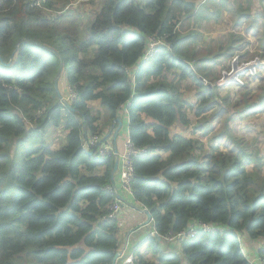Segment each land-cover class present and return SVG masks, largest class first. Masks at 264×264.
I'll use <instances>...</instances> for the list:
<instances>
[{"label":"trees","instance_id":"16d2710c","mask_svg":"<svg viewBox=\"0 0 264 264\" xmlns=\"http://www.w3.org/2000/svg\"><path fill=\"white\" fill-rule=\"evenodd\" d=\"M73 1L0 0V264L112 263L118 226L105 217L115 199L106 189L114 155L98 150L110 137L118 145L116 118L145 150L131 156L129 186L155 231L175 234L198 222L224 228L174 245L149 236L133 252L136 264H251L243 239L260 242L253 251L264 256V154L257 135L232 126L241 111L230 116L229 97L217 101L220 71L211 74L218 56L246 60L247 51L239 37L215 54L211 45L199 52V32L182 25L232 0H100L85 21L65 8ZM259 32L255 25L251 35ZM149 37L161 43L142 61ZM61 72L69 101L54 86ZM183 83L196 99L185 98ZM240 87L237 103L259 99L262 111L263 94ZM208 110L215 111L206 118ZM49 126L64 133L57 148L46 144ZM92 135L99 143L84 148Z\"/></svg>","mask_w":264,"mask_h":264},{"label":"rangeland","instance_id":"374dc122","mask_svg":"<svg viewBox=\"0 0 264 264\" xmlns=\"http://www.w3.org/2000/svg\"><path fill=\"white\" fill-rule=\"evenodd\" d=\"M83 1H85V2L80 1L78 4L73 5L72 3L75 2V0H74L72 3L70 2L71 4L70 3L67 4V6L65 8L76 10L77 13L84 19L83 21H85L88 18H91L93 16V14L95 13V11L99 8L100 0H91V1H93L92 3H90L91 1L86 2L87 0H83ZM262 2L264 3V0H250L251 5H250V9L248 11H246V7L248 5L246 0H242L241 2H240V0H232V3L229 4L226 7V9L220 3H218L216 5L209 4L208 8H207V12L202 13V15L209 16L208 19L203 17L199 24L194 23L193 21H190L188 23L187 20L182 23V25L184 26V28H183L184 31L188 27L189 30H194L195 32L196 31L199 32L200 40L198 41L199 43L196 46L198 48L197 50L199 52H202L204 47L211 45V49L209 50V54H215L217 45H222V47L227 46L231 40H234V39H237L240 37V40H238V41L241 42V44L243 45L242 51H245V52L247 51L246 55H247L248 59L243 60V58H241V56H240L241 54L236 53L233 57L231 56L227 60H223L221 57L218 56L216 58V60L213 62V64L211 63L213 65V73L211 72V74L213 75L214 78H215V73L217 72L216 69H218L220 71L219 76H218L217 81H216L217 86L215 89L217 101L220 103V101H221L220 99L225 98V97H230V98H228V102H229L228 106H225V104L221 102V104L223 106L228 108L227 110L229 111L230 116H232V111L234 109H236L237 111H242L241 105H239L237 103V101L239 100V97L241 96L242 90H241L240 86H242V85H234V84L219 85V78L221 76L222 71L229 70L234 63L238 64L241 61H249V60L253 59V57H255V56L264 57V55H261L259 53V49H258V46L260 45V41L261 40L264 41V6H263ZM239 4H242L241 8L245 12L238 9L237 6ZM43 10L53 12V10L48 9L45 6H44ZM212 11H217V13H213ZM237 13H239L240 15H243L246 13L247 18L242 19L240 16L237 15ZM255 21H257V23H255ZM255 25L259 26L260 32L257 35H253V34L251 35V32L254 31ZM258 39H260V40H258ZM249 41H250V43L248 44ZM220 60H221V62L222 61H226V62L223 65H221L220 67H217L218 65L221 64ZM9 61H10V58H9ZM214 68H215V70H214ZM263 68H264V66H262L259 70H262ZM55 78H56V88L59 90V92L63 93L64 90H65V92L67 90L69 91V88L67 86H65V84H64V81H63L64 78H63L62 72L59 75H57V77L55 76ZM206 80L209 82L208 79H206ZM242 80L244 82H246L248 85H250L251 83H254V84L257 83V86H258V84H259V82L252 80L251 78H249V76H243ZM205 81H203V82L206 83L207 81L206 82ZM212 82L214 83V81H212ZM185 85L189 86V87L185 88L184 83L182 85L183 86L182 88L185 89V98L188 100H194V98L196 99L194 88L188 84H185ZM223 86H225V89H226L225 92H224V90L222 91V89H221ZM257 86H255V87H257ZM257 91L261 92L258 89H257ZM66 96H68V95H66ZM70 96H71V94H70ZM212 101H211V103H212ZM92 105L95 106L96 103H93ZM215 109L217 110V108H215ZM214 111L215 110H208L206 113V118H209L213 114ZM242 117H243L242 118L243 120L249 119V118H247V117H249L248 115H245ZM263 117H264V114H260V116L256 117V120H254V121L252 120L248 124L249 130L247 131V134H248V136L257 135V137L259 139V141L257 143L262 145L259 149L264 154V150H263V148H264V146H263L264 145V139L263 138L264 137H263V134L261 132V128H259V127H261V125H258V123H259L258 120L262 119ZM212 122L215 124V128L217 129L222 125L223 120L221 117H219L218 119H215V120L213 119L211 121V123ZM235 122H236V120L231 121L232 126L235 124ZM100 123L101 122H99L98 125ZM239 128L241 131L245 130V127H241V126L236 125L235 129L239 131ZM175 130H176L175 131L176 133L188 134V133L184 132L181 128H176ZM63 134L64 133L62 132L60 127L49 126L47 129L46 135H45V140H46L47 146L50 148H57L63 139ZM237 134L240 135L239 132H237ZM196 137L203 139L202 136H200V133H198ZM109 140L111 141V143L113 142L112 137H110ZM133 211H134V214L138 215L139 217L144 216L140 212L139 209L136 211L135 210H133ZM132 214L133 213L129 211V216ZM140 223H137L136 226ZM153 226H154V224H153ZM149 230H150V224H148L146 227L139 228V232L137 233V235L145 233V237H146ZM259 245H260L259 242L255 243V247H258ZM142 246L144 248L145 244ZM244 247H245V245H242L243 251L245 253ZM261 257L264 258V256H261ZM255 258L256 257L252 256L253 260ZM249 259H251V257ZM119 262H120V260L118 261V263Z\"/></svg>","mask_w":264,"mask_h":264},{"label":"built area","instance_id":"2783aa9c","mask_svg":"<svg viewBox=\"0 0 264 264\" xmlns=\"http://www.w3.org/2000/svg\"><path fill=\"white\" fill-rule=\"evenodd\" d=\"M80 1L82 0H75V2L72 4L76 5ZM160 43H161V39L155 37H149L148 46L145 49L144 55L142 57V61H146L149 58L153 57L156 54L157 47L160 45ZM262 66H264V57H259V56H255L253 57V59L249 61H241L238 64L234 63L229 70L222 71L221 76L219 78V85H223V84L244 85L245 82L242 80V77L249 76V78H251L252 76H255L258 70L260 69V67ZM67 95L68 96L65 97L66 101L68 99L71 100V98H73V94L71 93L70 90L68 91ZM99 141L100 140L97 135L89 136L83 140V147L87 149L89 146H93L94 144L99 143ZM98 151L101 156L105 154L114 155L115 151H114L113 142L111 143L110 140H107V142H104L100 145ZM144 152L145 150L142 149L137 150L133 147L132 143L130 142L129 134L127 131L124 137V144L122 150L120 151L117 148V152H116L118 154V166L115 172L116 180L114 178V185L110 184L106 187L108 192L115 195V199L109 205L108 213L105 217L106 219L117 220V217L121 213L122 208H124L125 206V202L122 201V199L118 198L119 194L116 192V188H115L116 184H118L122 188V193L124 194L127 193L132 196L129 186L130 179L133 175L131 156L137 153H144ZM223 229H224L223 227L216 224L198 222L190 225L189 228H187L186 230H182L175 234L168 232L165 235H159L155 231V229H153L150 233V236L156 238L160 237V239H162L166 243H172V242L180 243L183 240L192 238L194 235L197 234L198 231L213 233V232H221L223 231ZM124 251L125 248H121L120 251H117L118 257L116 260L117 261L116 264H136L134 253L131 252L129 254H124ZM119 260L120 262L118 263ZM248 260L251 264H264V258L259 255H257L254 260L252 258Z\"/></svg>","mask_w":264,"mask_h":264},{"label":"crops","instance_id":"0c3cea01","mask_svg":"<svg viewBox=\"0 0 264 264\" xmlns=\"http://www.w3.org/2000/svg\"><path fill=\"white\" fill-rule=\"evenodd\" d=\"M254 81L259 82L258 86H257V83L256 84L251 83L250 85H248V89L250 88L251 90L255 91L256 94H263V109H262V111H258L257 110L258 106L261 105V102L259 101V99H257L255 103H251L250 101H247L246 103H243V105L241 103V105L243 106L241 114H240V116L238 118H235L233 121L236 120L235 124L238 125V126H241V127H245V129L248 128V124L252 120L253 121L256 120L257 116H260V114H264V70H262L260 72V76H258V79H255ZM255 86H257V87H255ZM221 89H222V91L224 90V92L226 90L225 86H223ZM257 89L260 90L261 92H258ZM241 90H242V92L241 91L240 92H241V95H242V93L245 92L246 88H241ZM64 94H65V90L63 91V96H65ZM93 103H95V102H93ZM95 106H97V104ZM245 115H248L249 117H247V118H249V119L243 120L242 116H245ZM258 122H259L258 125H261V127H259V128H261V132H262L263 137H264V117L262 119L258 120ZM117 127L113 128V129L111 128V130H113L112 133H114V131H115V129ZM119 128H120V126H119ZM119 128H118V130H119ZM127 131H128L127 122H126V124L122 122L121 128L119 130L121 138H119L118 145L116 143L117 148L120 151L123 148L124 137H125ZM258 145L260 147L262 146L260 144H258ZM263 150H264V148H263ZM115 188H116V192L119 194L118 198L122 199V201L125 202V206H124V208H122L121 213L119 214V216L117 217V220H116L117 221V226H118V232H117L118 251H120L121 248H125L124 254H129L131 252L133 253L134 250L136 249V247H138L139 245L141 246L142 243L145 241V239L150 236L151 231L154 229L153 228L154 227L153 226V220L150 221L147 224H144V221L146 219V215L142 211V207L143 206H140L139 203H137L135 201V199H133V197L130 194L122 193V188L118 184L115 185ZM138 209L140 210V212L144 216L139 217L138 215L134 214L133 210L136 211ZM129 211L133 213L130 216H129ZM137 223H140V224H138L136 226ZM148 224H150V230H149L147 236L145 237V233L137 235V233L139 232V228L146 227ZM256 242H258V241H253L252 242L250 240L249 241H245L244 239L241 240V246L242 245H246L244 247V250H245L244 254L248 258H250V257L252 258V256L253 257L257 256L255 251H253V248H256L255 247V243ZM169 244L174 245L175 243L172 242V243H169ZM260 245H261V243H260Z\"/></svg>","mask_w":264,"mask_h":264},{"label":"water","instance_id":"95a60500","mask_svg":"<svg viewBox=\"0 0 264 264\" xmlns=\"http://www.w3.org/2000/svg\"><path fill=\"white\" fill-rule=\"evenodd\" d=\"M13 54H14V52L11 54V56H10V60H11V58L13 57ZM9 62H10V61H9ZM9 62H8V63H9ZM56 77H57V76H56ZM54 86H55V88H56V78L54 79ZM56 89H57V88H56ZM59 98L61 99L62 103H63L65 106L68 105L67 102H66V101H65L60 95H59ZM114 122H116L117 125H118V127H117V128L115 129V131H114V137H115V136H117V132H118V128H119V126H121V121H120L118 118H116V119L114 120ZM114 122H113V123H114ZM113 144H114V151H115V154H114V164H113V168H112L111 175H110V182H111L112 185H114L115 172H116V170H117V166H118V154L116 153V152H117V146H116L115 142H113ZM87 153H89V152H87ZM142 211H143V213L146 215V219H145V221H144V224H147V223H149V222L151 221L152 217H151L149 211H148L146 208H142ZM157 239L160 240V237H157ZM117 257H118V252L115 254V256H114V258H113L111 264H116Z\"/></svg>","mask_w":264,"mask_h":264}]
</instances>
